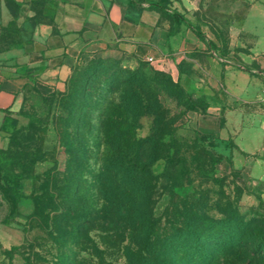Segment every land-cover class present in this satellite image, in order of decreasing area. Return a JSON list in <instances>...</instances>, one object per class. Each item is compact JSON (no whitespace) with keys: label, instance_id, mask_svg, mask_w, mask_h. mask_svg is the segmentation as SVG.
I'll return each instance as SVG.
<instances>
[{"label":"rangeland","instance_id":"obj_1","mask_svg":"<svg viewBox=\"0 0 264 264\" xmlns=\"http://www.w3.org/2000/svg\"><path fill=\"white\" fill-rule=\"evenodd\" d=\"M182 2L191 27L174 51L140 59L110 42L78 58L62 89L26 98L6 142L25 196L13 227L0 226V264H126L132 244L98 213L104 168L134 153L121 139L152 128L151 115L136 129V114L119 119L127 89L146 94L153 111L158 104L173 128L151 167L154 231L170 239L168 262L248 264L254 245L264 249V0ZM133 70L147 82L128 84ZM209 102L222 109L208 112ZM9 188L0 170V222L13 206Z\"/></svg>","mask_w":264,"mask_h":264},{"label":"crops","instance_id":"obj_2","mask_svg":"<svg viewBox=\"0 0 264 264\" xmlns=\"http://www.w3.org/2000/svg\"><path fill=\"white\" fill-rule=\"evenodd\" d=\"M180 5L182 0H0V147H6L12 120L21 121L26 98L62 89L78 58L110 42L127 44L140 59L156 61L174 51L188 27L181 23L169 34L172 11L183 14ZM216 105L222 109L209 102L208 112L215 113Z\"/></svg>","mask_w":264,"mask_h":264},{"label":"trees","instance_id":"obj_3","mask_svg":"<svg viewBox=\"0 0 264 264\" xmlns=\"http://www.w3.org/2000/svg\"><path fill=\"white\" fill-rule=\"evenodd\" d=\"M171 16L172 26L169 34H175L181 23L191 27L186 18L179 12L174 10ZM197 33L199 34L198 31ZM127 77L128 84L136 81L142 84L147 82V78L139 70L131 71ZM160 89L169 93L183 105L178 94L172 93V90L164 86ZM125 92L121 98L123 107L122 112L118 114L119 119L122 118L125 122L127 116L136 114L138 120L133 127L136 129L139 127L142 117L151 115L152 128L146 136H139L132 138V140L128 137L121 139L126 147H131L133 143L134 153L124 152L118 158L111 159L112 163L110 162L111 164L104 168L99 180L103 206L98 215L108 220L109 226H107L110 229L121 233L123 238L128 239L129 243L132 244V246L126 245L124 247L126 264H172L168 262L166 257L170 239L165 238L160 241L154 231L155 223L151 209L156 177L151 167L161 158L160 152L164 135L170 134L173 128L170 126L171 122H167L157 114L158 104L153 102L155 105L153 111L150 104L148 106L147 103H143L141 98L147 97L146 94L136 93L133 89H127ZM127 126L126 124L124 129H127ZM16 127L17 121L13 119L9 133H12ZM9 161L7 147H0V170L10 183L9 192L13 204L0 226L12 228L16 222V217L20 216L18 204L25 193L20 188L22 177L8 167ZM191 238L200 241L199 236L193 235ZM236 238L240 239V234ZM250 251L252 260L248 264H261V260L264 259V249L254 245ZM199 252L198 249L194 250L195 254Z\"/></svg>","mask_w":264,"mask_h":264},{"label":"built area","instance_id":"obj_4","mask_svg":"<svg viewBox=\"0 0 264 264\" xmlns=\"http://www.w3.org/2000/svg\"><path fill=\"white\" fill-rule=\"evenodd\" d=\"M149 60H152L151 57L148 58ZM258 101L262 104H264V86L261 87L259 96H258Z\"/></svg>","mask_w":264,"mask_h":264}]
</instances>
